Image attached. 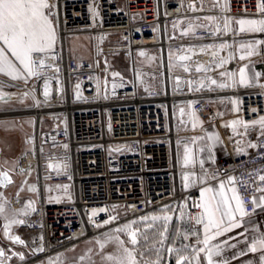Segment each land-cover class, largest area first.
<instances>
[{
    "label": "built area",
    "instance_id": "1",
    "mask_svg": "<svg viewBox=\"0 0 264 264\" xmlns=\"http://www.w3.org/2000/svg\"><path fill=\"white\" fill-rule=\"evenodd\" d=\"M94 2L99 12L95 20L88 12L93 0H58L61 22L56 59L46 60L53 68L43 69L40 78L32 77L27 83L0 76L7 88L27 92L30 98L27 105L0 108V120H33L32 148L20 155L17 167L28 169L30 165V175L20 174L23 184L9 204L20 210L34 201L35 211L26 209V216L18 212V219L25 224L16 225L12 235L24 240L19 245L23 250L18 253L25 258L16 256V261L14 258L6 264L38 262L165 206L186 210L191 224L200 226L195 223L201 212L195 207L200 202V191L197 187L186 189L182 182L184 169L176 119L179 103L191 105L192 110L219 127L228 151L215 166L205 169L217 179L235 177V187L247 212L254 211L253 197L261 193L256 188L264 187V182L257 179L264 175V146L248 147L249 141L264 145V138L257 131L244 137L233 136L232 129L224 126L226 118L213 106L215 100H238L240 111L234 112L231 104L232 116L245 121L264 116V89L258 86L264 83V77L256 87L216 91L205 88L197 92L189 91L186 84L192 76L170 66L173 47L236 43L239 35L200 40L171 31V23L179 18L219 13H192L184 8L182 0ZM257 2L228 0L230 11L224 15L233 21L238 17L259 19ZM230 27L233 29V23ZM84 32L94 38L92 60L74 57L69 49V37ZM109 32L119 35L129 57L130 75H121L122 79L111 76L112 69L103 59L110 47L98 41L99 34ZM152 49L157 50V66L145 63ZM141 51L144 56L139 55ZM229 52L235 55L234 46L226 49L227 56ZM239 65L235 58L225 69L237 71ZM175 77H181L179 85ZM45 83L50 92L47 103L43 102ZM113 83L117 85L115 89ZM77 91L82 99H76ZM35 100L41 101L39 106ZM254 108L256 112H252ZM49 163L61 165L60 174L49 169ZM196 170L201 171L198 167ZM30 185L36 186V193L28 191ZM56 185L69 187L65 190ZM109 216L118 218L105 224ZM188 245L195 247L196 238ZM41 247L43 251H39Z\"/></svg>",
    "mask_w": 264,
    "mask_h": 264
},
{
    "label": "snow or ice",
    "instance_id": "2",
    "mask_svg": "<svg viewBox=\"0 0 264 264\" xmlns=\"http://www.w3.org/2000/svg\"><path fill=\"white\" fill-rule=\"evenodd\" d=\"M187 10L192 13L206 12V13H219L205 14L203 16H193L189 19L187 26L180 29L181 37H193L195 39H204L206 37H216L232 34L233 36L240 33H264V0H258L257 10L261 14L259 19H246L241 18L233 21V18L224 15L230 11L228 0H189L187 4ZM88 12L90 17L95 20L99 16V12L93 4L89 6ZM58 0H0V74L6 77H10L13 81L23 80L24 83L28 82L29 78L42 76V70L45 68H53L52 64L46 63V60L56 59V44L59 39L58 28L60 25ZM235 22L239 28L238 30L232 29L230 26ZM183 21L173 23V29H177L179 24ZM169 39H175V37H169ZM234 43H228L222 41L218 46L213 44L199 46L201 53L212 50L214 47H218V50L211 51L213 57V63L209 65L199 64L195 68L197 73L207 74L214 70L224 69L218 72L220 81L210 76L205 75L203 80L196 86V82L189 79L186 81L189 91H203L207 88L208 91L224 90L229 88H250L256 87L257 81L264 77L262 72H253L249 75V65H245L239 68L237 71H231L224 68L232 59H235V55L229 52L227 57L219 56V50L231 49ZM264 45V40H254L248 43H240L239 48L246 51V55H240V60L251 58L254 55H258L259 48ZM195 46L182 47L180 51L193 53ZM10 54V55H9ZM140 56H144L145 53L141 51ZM218 57V59H217ZM191 55H180L178 60L186 62L191 60ZM13 61L18 62L14 63ZM107 63V62H106ZM170 66L171 61H170ZM184 72H190L191 68L187 63H181L179 65ZM108 70L107 68L105 69ZM55 71L59 72V68L55 67ZM138 75H146V73H138ZM111 76L113 78L121 77V73L112 71ZM177 85L181 81V77L174 78ZM204 81H207L206 84ZM107 81H105V84ZM3 81H0V88L4 87ZM261 89H264V83L258 85ZM100 84H97V88ZM117 85L112 84V88L115 89ZM77 90L80 85H76ZM29 93H24L27 97ZM44 103L48 102L50 92L48 90L47 83L44 86ZM104 98H108L105 96ZM35 99V98H34ZM76 99H82L79 92L76 93ZM37 106L40 105V100H35ZM229 103L234 105L233 111L239 112V101L230 100ZM191 106V105H190ZM254 108L252 112H256ZM181 115H184V109H180ZM222 115V114H220ZM190 116L195 118L197 113L192 111ZM202 126V121L193 119L192 128ZM230 127L233 132V136L244 137L252 131H257L261 138H264V116H259L258 119L251 121H245L241 118L232 120L230 123L224 125ZM109 130L110 126H109ZM211 141V143H208ZM200 142H204L201 144ZM221 138L216 133L205 132L202 136H194L188 143L185 144L182 156V167L190 169L188 172L182 174L184 181V188L194 186L196 183L206 184L207 180H216L217 176L205 169L206 160L211 163H215L213 156V147L215 144L220 143ZM196 145L198 152L194 151L189 146ZM55 146V145H54ZM264 145H258L249 141L248 147L258 148ZM67 148V145H63ZM119 150V149H117ZM238 151H243L242 148H238ZM207 154L203 157L202 154ZM49 169L57 170V174H60L59 170L61 165H53L49 163L47 165ZM201 170L202 174H197L196 168ZM31 166L28 169L19 168L13 169V171H19L21 175L26 173L30 175ZM50 178V177H49ZM259 182H264V175L258 176ZM27 183V181H24ZM13 183V180L9 174V171H0V186H6ZM228 183L231 185V192L233 195L229 197L225 192L224 181H219L218 188H214L211 185H207L200 188V202L195 207L201 209L200 214L197 216L195 223L200 225L201 228L190 233L169 234V224L172 221L170 215H153L151 217L145 215L140 217L139 220H133L129 223H125L122 226H118L114 229L115 233H123L127 236V242L120 239L119 235L113 236L110 233L105 234L103 242L97 240L96 243L100 249L103 250L108 243L115 242L118 245V254H109L104 257L106 261H111L113 264H163L165 260V253L174 256L175 264H192L188 255L184 253L192 246L181 245L175 246L177 238L182 237L188 239L189 235L196 236V246L192 247V251L195 254L196 264H202L200 257L203 255L205 258L204 264H231V261L224 257L225 245L229 248H235L236 244H229V240H237L243 242L245 248L240 250L234 255V258L239 256H246L252 254L254 259L247 261V264H264V231L260 230L259 225L251 219L256 214L257 209L264 210V195L257 198L254 196L252 203L254 211L249 213L246 211V206L243 204L241 197L238 195L235 187V177H228ZM57 188L69 187L68 185H56ZM28 191L36 193L37 188L35 185H30ZM51 192L52 189L48 188ZM256 191L264 193V187H257ZM2 198V197H0ZM233 201L235 205H233ZM165 208L171 211L170 206ZM26 209L35 211L34 201H29L24 206V210H21L22 215H28ZM105 211V209H100ZM5 212V207L0 205V214ZM93 216L97 215L94 211ZM183 216V213H181ZM118 216H109V219L104 223L109 224L116 221ZM13 224L24 225L23 219H12L4 225L5 236L15 244L23 245L25 242L19 236H13L10 234V228ZM134 225L136 227H134ZM97 227L102 225L96 224ZM244 228L243 232H238L236 236H228V233H232L236 229ZM202 234V239L200 238ZM218 237H227L222 243H212L217 241ZM243 238L241 241L239 238ZM42 239V237H41ZM171 246L165 247L169 242ZM41 247L39 251H43ZM35 251V249H34ZM258 254V255H257ZM19 258L23 260L25 257L22 253L18 254ZM6 257V252L3 248H0V258ZM59 259V258H57ZM84 257H81L83 260ZM0 264H4V260L0 259ZM51 264V262H50Z\"/></svg>",
    "mask_w": 264,
    "mask_h": 264
},
{
    "label": "rangeland",
    "instance_id": "3",
    "mask_svg": "<svg viewBox=\"0 0 264 264\" xmlns=\"http://www.w3.org/2000/svg\"><path fill=\"white\" fill-rule=\"evenodd\" d=\"M190 18L183 19V23L179 28H185ZM239 18H235L238 20ZM234 27L236 28V23L234 22ZM99 43H103L104 45L110 47V51L107 52L106 56L103 58L105 62L109 64L112 71L120 72L121 75L129 76L130 75V62L127 51L123 47V43L119 37V35L115 32H109L104 34H99L98 36ZM94 38L89 33H78L69 37L68 45L71 54L74 57L78 58H87L89 60L94 59V51H93ZM216 46V45H215ZM150 58L145 61L146 64L157 65V50H151ZM5 89L2 88L3 95H9L10 99H3L0 97V108L2 107H13L19 105H27L30 103V98L24 96V92L18 89H9L4 86ZM7 89V90H6ZM1 96V93H0ZM32 131H33V120L32 118H22L20 120L17 119H6L0 120V165H4L8 169L11 170L14 182L12 185L7 186L4 189L0 190V205L5 207V212L0 214V248L13 247L16 248L12 242L5 236L4 225L8 223L12 219H18V212L21 213L20 209L17 210L10 206L9 202L11 199L17 194L23 181L21 180V176L19 171H13V169H17L18 167V159L20 155L32 148ZM26 192L23 190L22 195ZM27 211V210H26ZM151 217L153 215H169L166 212L162 211H153L151 213L146 214ZM145 216V215H144ZM143 217V216H142ZM139 220V218L135 219ZM133 221V220H132ZM131 222V221H129ZM125 222V223H129ZM125 223L119 225L122 226ZM16 224H13L10 228V234H13V229ZM134 227H136L134 225ZM173 226L169 225V234L173 233ZM115 229V228H114ZM114 229L103 232L101 234L95 235L91 237L89 240H85L81 242L82 244L74 246L71 249V254L67 252H62L58 255H52L46 259L40 260L38 262L32 264H68L72 259L81 254L84 257L79 264H113L111 261H106L104 257L109 254H118V245L115 242L108 243L103 250L100 249L99 245L96 243L97 240L101 242L105 239V234H111L113 236L119 235L120 239L125 240L127 242V236L123 233H115ZM177 232V230H175ZM25 248V247H24ZM9 249V248H8ZM59 258V259H57ZM14 259V261H16ZM77 262V261H76ZM76 264V263H75Z\"/></svg>",
    "mask_w": 264,
    "mask_h": 264
},
{
    "label": "crops",
    "instance_id": "4",
    "mask_svg": "<svg viewBox=\"0 0 264 264\" xmlns=\"http://www.w3.org/2000/svg\"><path fill=\"white\" fill-rule=\"evenodd\" d=\"M184 8L187 10V4L189 3V0H182ZM193 16H203V15H188L182 18H179L177 21H183V19H188V18H192ZM239 19L241 18H246V19H256L253 17H238ZM173 22V23H175ZM173 23H171V31L172 33L178 34L180 35V29L182 24H179L177 29H173ZM239 26L236 24V28L234 27V22H233V29L238 30ZM254 40H264V33H240L239 37L234 45V50H235V55L237 60L240 62V65L238 67L241 68L245 65H249V75H251L253 72H263L264 71V45H261L259 48V53L258 55H254L252 56L250 59L246 58L245 60H240L239 56L240 55H246V51L245 50H241L239 48V44L240 43H248V42H252ZM208 43H204V44H197V45H193L195 46L194 52L193 53H188L185 51H180V49L182 47L186 48L188 46H180V47H173L170 49V61H171V65L173 67V69L175 70H179V71H183V69L181 67H179V65L181 63H187L189 65V67L191 68L190 72H184L186 75H188L190 77L191 80L196 82V86L199 85V82L201 80H203L204 76H210L214 79H217L218 81L221 80V78L218 75V72L224 69H219V70H214L211 71L207 74L204 73H197L195 71V68L197 66V63L199 64H204V65H209L211 63H213V57L211 55V51L213 50H218V47H214L212 50H207L203 53H201L199 51V46L201 45H207ZM218 46L219 44H213ZM57 47V44H56ZM195 52L201 53L202 56L197 55ZM10 55V54H9ZM180 55H191V60L190 61H186V62H181L178 60V57ZM219 56H224L227 57L226 55V50H219ZM218 59V57H217ZM157 60V65L159 63V58L156 59ZM14 63L18 62L13 61ZM153 66H157L156 64H152ZM225 68V66H224ZM237 69V70H238ZM1 77H4L6 79L12 80L10 77H6L3 74H0ZM31 78L28 79V81H30ZM17 82H24L23 80H16ZM206 84L208 83L207 81H204ZM257 83V82H256ZM5 89V87H2V89ZM0 88V93L1 96L3 95L2 90ZM7 90V89H6ZM9 96V95H7ZM10 99V98H7ZM230 100H215L213 101V106L215 107V109L218 111L219 114H222L221 116L226 118V123H230L232 120L237 119V116H232L231 115V103H229ZM183 108L184 109V115H181L180 113V109ZM194 111L192 110L191 106L189 104L186 103H179L176 106V119H177V126H178V130H179V155H180V163L182 165V156H183V150H184V146L186 143H188L190 141V139L194 136H202L205 134V132H209V133H216L220 136L221 138V142L217 143L214 145L213 147V156L215 158V163H211L210 161L206 160L205 163V168H210L216 165L217 161L219 158H221L222 156H224L227 151V144L224 141V139L221 136V133L219 131V127L210 123L208 121V119L202 117L199 115V113H197V116L195 118L190 116V113ZM193 119H196L198 121H202V126H197L195 129L192 128V122ZM201 144H203L204 142H200ZM208 143H211V141H208ZM190 147L193 148L194 151L198 152L197 146L196 145H191L189 144ZM206 153L202 154L203 157H206ZM183 174L188 172L190 169H186L183 167ZM197 169V168H196ZM195 169V171L197 172V174H202L201 171L198 172ZM219 181H224L225 183V192L226 194L231 197L233 195V193L231 192V185H229L228 180L227 179H217V180H207L206 184L207 185H211L214 188H218V184ZM183 182V186H184V181L182 179ZM206 184H200V183H196L194 186L186 188V189H192L197 187L198 190L200 191L201 187L206 186ZM238 192V191H237ZM239 195V193H238ZM261 195H264V193H259L257 195H255V197L257 198V201L259 200V197ZM240 196V195H239ZM233 205H235V202L233 201ZM171 207V211L167 210L165 207L161 208V209H157L155 210V212L157 211H162V212H166L167 214H169L170 216H172V221L170 222V226H173V233L175 230H177V232L179 233H190L193 232L197 229H200L201 226H194L191 224L189 217H188V212L186 210L181 211L178 207L176 206H170ZM181 213H183V216L181 215ZM252 220H254L260 227L261 231H264V210L262 209H257L256 210V214L254 216L251 217ZM244 228H240V229H236L234 230L232 233H228V236H236V234L238 232H243ZM196 236L195 235H189L188 239H183L182 237L177 238V240L175 241V246L176 247H180L181 245H188L190 240L195 239ZM201 239L202 234H201ZM227 237H218L217 241H213L212 243H217V242H223ZM197 239V238H196ZM241 241L243 240V238H239ZM89 240V239H88ZM171 241L169 243H167L165 245V247L171 246ZM82 244V243H80ZM77 244V245H80ZM229 244H236L235 248H229L227 245H225V251H224V257L227 258L228 260L231 261V264H247V261H249L250 259H254V257L252 256V254L246 255V256H239L238 258H234V255L236 253H238L240 250L244 249L246 246L243 242H238L237 240H229ZM75 245V246H77ZM74 246H71L59 253H57L56 255L62 253V252H69L70 254L72 252L75 251H71L70 248H72ZM185 255L189 256L190 261L192 262V264H196L195 262V254L191 249H188L187 252L184 253ZM258 255V254H257ZM81 254H79L78 256H76L74 259H72L68 264H79L81 263ZM202 264H204L205 258L203 257V255L200 257ZM77 261V262H76ZM163 264H175V258L174 256L168 255L167 253H165V260L163 261Z\"/></svg>",
    "mask_w": 264,
    "mask_h": 264
},
{
    "label": "flooded vegetation",
    "instance_id": "5",
    "mask_svg": "<svg viewBox=\"0 0 264 264\" xmlns=\"http://www.w3.org/2000/svg\"><path fill=\"white\" fill-rule=\"evenodd\" d=\"M3 170H8V171H10V173L12 174V172H11V170L10 169H8L7 167H5L3 164L2 165H0V171H3ZM13 176V175H12ZM14 179V178H13ZM13 183H15V182H13ZM12 185V184H11ZM13 244V243H12ZM14 245V244H13ZM16 248H14L13 247V249H12V247L10 246V247H7V248H3L4 250H5V252H6V257H4V258H0V259H3L4 260V262H7L8 260L9 261H12L14 258H16V254L18 253V252H21L23 249L21 248V246H19V245H14ZM9 248V249H8ZM11 254H13V256H11Z\"/></svg>",
    "mask_w": 264,
    "mask_h": 264
},
{
    "label": "water",
    "instance_id": "6",
    "mask_svg": "<svg viewBox=\"0 0 264 264\" xmlns=\"http://www.w3.org/2000/svg\"><path fill=\"white\" fill-rule=\"evenodd\" d=\"M0 97L3 98V99L10 98L9 96H0ZM0 155H1V148H0ZM3 171H8V170H3ZM9 174H10V176H11L13 182H14L13 176H12V174L10 173V171H9ZM11 184H13V183H11ZM11 184H8V185H6V186H0V190L6 188L7 186H9V185H11ZM9 231H10V230H9ZM13 236H16V235H13ZM13 244H14V245H20V244H15V243H13ZM18 254H20V253H18ZM18 254H16V256L19 257ZM22 254H23V253H22ZM11 256H13V254H11ZM8 261H9V260H8ZM8 261H7V262H8ZM4 264H6V262H4Z\"/></svg>",
    "mask_w": 264,
    "mask_h": 264
},
{
    "label": "bare ground",
    "instance_id": "7",
    "mask_svg": "<svg viewBox=\"0 0 264 264\" xmlns=\"http://www.w3.org/2000/svg\"><path fill=\"white\" fill-rule=\"evenodd\" d=\"M2 152V151H1Z\"/></svg>",
    "mask_w": 264,
    "mask_h": 264
}]
</instances>
